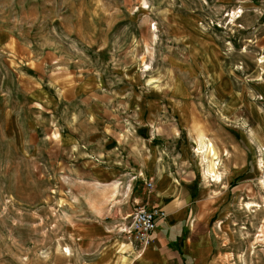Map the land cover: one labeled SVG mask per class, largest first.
Wrapping results in <instances>:
<instances>
[{
	"label": "rangeland",
	"instance_id": "374dc122",
	"mask_svg": "<svg viewBox=\"0 0 264 264\" xmlns=\"http://www.w3.org/2000/svg\"><path fill=\"white\" fill-rule=\"evenodd\" d=\"M262 58L264 0H0V264H127L144 192L264 264Z\"/></svg>",
	"mask_w": 264,
	"mask_h": 264
},
{
	"label": "crops",
	"instance_id": "0c3cea01",
	"mask_svg": "<svg viewBox=\"0 0 264 264\" xmlns=\"http://www.w3.org/2000/svg\"><path fill=\"white\" fill-rule=\"evenodd\" d=\"M103 173L104 177L109 178V173L103 171L100 175ZM114 177H116V175H114ZM162 180H168V182ZM159 182L162 188H165L168 187L170 179L165 176L162 177ZM172 196V193L148 194V192H144L143 195L140 196V200L147 203L150 207L164 209L167 213V218L157 224L152 236L153 243L137 253L132 259L127 258V264L214 263L212 261L214 248L210 235L197 234L196 231L191 233L186 225L189 214L188 205L191 200L189 197L174 200ZM150 207L149 209H152ZM195 207L196 206H194V209ZM197 208L199 209V206H197ZM101 231L99 237L106 234L103 228H101ZM130 249L132 248L130 247ZM133 253L136 252L133 250Z\"/></svg>",
	"mask_w": 264,
	"mask_h": 264
},
{
	"label": "built area",
	"instance_id": "2783aa9c",
	"mask_svg": "<svg viewBox=\"0 0 264 264\" xmlns=\"http://www.w3.org/2000/svg\"><path fill=\"white\" fill-rule=\"evenodd\" d=\"M152 187V184H148ZM167 218V213L162 208H138L124 218L122 234L129 243L137 245L141 251L153 243V233L157 224Z\"/></svg>",
	"mask_w": 264,
	"mask_h": 264
},
{
	"label": "bare ground",
	"instance_id": "6f19581e",
	"mask_svg": "<svg viewBox=\"0 0 264 264\" xmlns=\"http://www.w3.org/2000/svg\"><path fill=\"white\" fill-rule=\"evenodd\" d=\"M234 14H235V13H234ZM236 17H239V16H236ZM260 63H264V58H262V60L260 61ZM202 148H203L202 154L206 153V152H207V150H206V149H207L206 143L203 144V147H202ZM206 162H207V160H206ZM206 175L209 176V177H212L214 182H218V183H219V182L222 181V179H221L220 176H218V177L215 178V175H212V174L209 173V172H207ZM254 206H255V204H248V205H247V208L250 209V208H252V207H254ZM256 207H257V206H256Z\"/></svg>",
	"mask_w": 264,
	"mask_h": 264
}]
</instances>
